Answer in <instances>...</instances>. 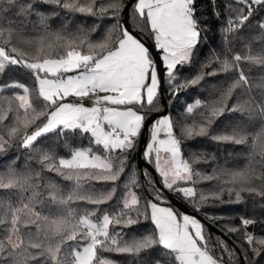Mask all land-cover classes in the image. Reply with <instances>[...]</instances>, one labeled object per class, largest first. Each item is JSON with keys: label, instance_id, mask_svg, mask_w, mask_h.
<instances>
[{"label": "snow or ice", "instance_id": "snow-or-ice-1", "mask_svg": "<svg viewBox=\"0 0 264 264\" xmlns=\"http://www.w3.org/2000/svg\"><path fill=\"white\" fill-rule=\"evenodd\" d=\"M62 9L86 13L101 18L111 10L115 23L100 37L89 39L97 27L65 34L48 31L49 17L36 11L34 0H0V75L7 76L13 66L28 70L35 77L39 97L45 102L35 106L30 99V89L24 83L3 82V89H21L11 96L0 97V152L18 146L35 153L33 157L41 171L47 169L74 180L76 187L64 198L55 184H44L49 189L51 203L61 205L82 201L95 206L81 212L68 210L56 215H44L38 206L44 203L40 171L28 167L17 170L13 161L0 173V190L5 197L0 199V264H116L102 254L118 253L138 256L141 252L161 246L172 257L164 264H223L207 249L203 225L189 215L174 212L172 207H161L158 202L165 191L174 192L186 199L197 197L194 187L181 186L179 182H194V173L189 160L183 158V137L206 135L213 119L225 110L237 114L229 134L214 136L218 141H231L247 148V163L242 169H219L218 173L202 177L205 180H221V184L209 193H199V205L209 199L221 200L225 194L241 200L242 193L264 197V75L253 83V77L240 67L242 60L258 66L264 72V43L257 53L249 46V54L215 55L201 68L203 70L183 83L176 82L178 66L190 63L198 47L202 32L207 28L203 14L197 11V0H106L97 5V0H43ZM134 3L132 18L139 21L142 36L129 27L125 11ZM224 5L228 13L226 26L222 29L224 51L231 52L232 39L252 19L264 17V0H235ZM121 14L124 19H121ZM36 15L44 35L36 40V55L18 47L22 32L32 25L29 17ZM217 18L220 11L213 12ZM255 30L260 36L254 39L264 42V19H257ZM149 42L151 47H149ZM32 45V41H27ZM153 49L162 53V60L153 56ZM53 53L55 55H53ZM161 63L169 78L171 93L195 86L205 75L218 71L232 72L233 80L221 91L219 99L203 103L199 99L188 104L185 121L200 109V121L180 123L165 115L155 120L151 129V142L144 155L155 163V172L160 179L148 182L155 184V195L141 208L137 194L125 185L121 198L122 208L109 213L101 210L117 195V184L125 171L126 154L136 147L137 138L145 125L147 113L156 108L160 100ZM219 64V69L214 68ZM74 73L72 75H66ZM239 89L235 101L228 100ZM90 104L91 106H86ZM138 106V107H137ZM11 114V116H10ZM179 126L181 136L174 134ZM56 133L65 138L81 133L91 138L90 143L102 147L108 155L93 152L91 146L71 149L68 158L55 155V146L50 149L36 147L39 138ZM163 134V138H161ZM113 153L120 155L113 156ZM259 157V159H258ZM58 159V162H57ZM199 159V157H196ZM147 176L148 174L145 173ZM227 177V179H224ZM110 184L107 190H97L88 185L82 189V180ZM132 185L135 177L130 178ZM150 209V213L149 210ZM99 213V214H98ZM150 219L154 225L151 234L125 238L116 226L130 227L139 223V218ZM245 227L254 223L243 219ZM110 225L112 229L110 231ZM238 231V229H229ZM248 248L239 255L245 264H259L264 259V237L244 233ZM227 250V249H225ZM250 253V255H249ZM232 259V256L229 257ZM143 264H161L156 253H149Z\"/></svg>", "mask_w": 264, "mask_h": 264}, {"label": "trees", "instance_id": "trees-1", "mask_svg": "<svg viewBox=\"0 0 264 264\" xmlns=\"http://www.w3.org/2000/svg\"><path fill=\"white\" fill-rule=\"evenodd\" d=\"M100 2H106V0H97V5ZM126 2L127 0H123L124 4ZM228 2H230V0H197V11L203 14V18L207 21V28L202 32L200 43L194 50L190 63L178 66L175 71L177 83H183L185 80L194 77L202 70L205 73L211 71L209 68L202 69L201 66L212 59L215 55H220L221 57L227 55L229 59L235 54H240L243 57L249 54V46L253 53L260 51L262 43L264 42L254 39L255 37L260 36V32L255 30V25L257 24V19H264V17H259L257 15V17L251 21L253 27L250 28L246 23L245 26L236 33V38L232 39L230 45L231 52L225 53L222 29L226 26L229 18L228 13L224 10V5ZM231 2H233L234 7L238 6L235 3V0H231ZM34 3L37 5V12H41L49 17L48 31L50 32L62 31L67 34L76 32L78 29L88 30L96 26L97 30L91 32L89 37V39L96 41L100 39L101 35L115 23V20L110 18L112 15L111 10H109L107 16L101 18L100 16L62 9L53 4L44 3L43 0H34ZM133 8L134 3L128 10V27L133 32L142 36L143 34L138 27L139 21L132 18ZM215 11H220L221 15L219 18L213 15V12ZM121 19H124L123 14H121ZM29 20L32 21V24L36 27L33 28L32 25H29V28L22 32L21 38L17 41V45L23 50L29 52L32 56H35L37 48L35 42L40 36L44 35V30L42 29V26L39 25L38 16L32 15L29 17ZM27 41H32V45H29ZM53 55L55 54L53 53ZM213 67L219 69L220 65L214 64ZM240 67L243 68L248 75L254 78L253 83L256 82L259 76L264 75V72H261L258 66H252L248 61L242 60L240 62ZM165 75L166 74L164 73L162 94L167 107L166 114L174 121L180 123H192L193 121L199 122L200 117L198 112L204 111V109L202 107L200 109H194L193 115L185 121L186 106L188 104H195V101L198 99L203 103H211V101L219 99L221 91L227 88L233 80L232 72L218 71L215 75H205L204 79L201 80L199 84L180 89L178 90V95H173L171 93L169 80L165 81ZM4 81H7L9 84L16 81L24 83L30 89V99L33 100L35 106H43L45 103L43 99L39 97L35 77L30 75L28 70L19 66H13L7 76L0 75L1 89L3 88ZM17 92L21 93L22 90L14 88L3 89L0 90V97L11 96ZM238 92L239 89L233 93L232 98L227 102L228 105H231L235 101ZM157 107H159L160 110L163 109L161 100H158L156 108ZM155 109L149 111L148 106H146L142 111L146 112L148 116L149 114L156 113L157 110ZM236 119V113L225 110L223 114L213 119L211 126L208 128V134L193 135L192 137L182 138L181 150L183 158L189 160L194 173H199L200 175H194V182L179 183L181 186L191 185L194 187L198 193L197 197L186 199L182 194L178 195L166 190L170 196L164 194L163 200L154 201L158 202V204L172 207L175 212H181L177 204L186 207L190 212L200 215L205 222L219 230L221 235L212 233L206 224L202 222L205 236L204 243L206 244L208 251L215 257L222 258L223 262L226 264H245L239 255L233 253V250L242 253L243 249L248 248V245L243 238L244 233L248 232L256 237H264V197L245 192L241 194V200L236 201L234 195L229 197L225 194L221 200L209 199L203 205L198 204L199 193L203 192L207 194L221 184V180H205L202 177L218 173L221 168L230 170L242 169L247 163L246 156L248 150L246 146L237 145L231 141H218L213 139L214 136L229 134L231 132V126L236 122ZM150 124L151 122L148 124L145 134ZM174 134L178 137L181 136L179 126L174 129ZM66 139L67 145H65V138L58 137L56 133H49L44 137L39 138L35 146L44 149H50L52 146H55V155L57 158L70 156L71 149L86 148L89 146L92 147L93 152L95 153L102 155H105L106 153L102 147L90 143L91 138L88 135L81 133L75 135L70 134ZM137 147L138 145L135 149L126 154L127 159L125 161V171L121 175L120 180L116 182L117 195L113 200L99 206L102 211L107 210L109 213H112L122 208L121 198L126 191V184H128L129 189L135 192L140 198L142 209L146 207L147 201L152 199L155 195L153 188L156 187V185H150L148 182L149 176L153 179L150 169L146 165H142L141 167L137 166ZM112 155L116 156L120 154L113 153ZM34 156L35 153L31 150H25L18 146L9 147L6 151L0 152V173L5 172L14 160L17 161V170H24L27 164L28 167L34 168L35 171H40L43 180L38 182L42 185L44 203L38 206V210L42 211V214L56 215L68 210L81 212L84 209L91 210L95 207L82 201H73L64 205L51 203L48 195L50 190L44 188V184H55L59 189V195L67 198L76 187L75 181L66 180L62 175L56 172H50L47 169L41 171L40 166L36 164L35 159L33 158ZM196 157H199V159H196ZM145 173L148 175L146 176ZM132 177H135V185L130 183V178ZM224 179H227V177ZM157 180H159L158 177ZM81 184L82 189H87L89 184L97 190H107L111 187L110 184L97 183L96 181L89 179L82 180ZM4 197L5 190H0V199ZM243 219H251L254 223L245 227L242 223ZM153 229L154 225L151 220H146L143 216L139 218V223L136 225L130 227H115V231L124 234L126 239L132 237L138 238L146 234H151ZM229 229H238V231H230ZM111 230L113 229L110 225V231ZM166 251L167 250H163L161 246H154L152 249L141 252L138 256L107 252L102 255L115 261L116 264H143V262L149 258V253H156L161 264H164V261L167 260L170 262L172 259V257L166 255ZM230 256H232L231 260L229 259ZM255 259L259 258H253V264H255ZM259 264H264V259H260Z\"/></svg>", "mask_w": 264, "mask_h": 264}, {"label": "water", "instance_id": "water-1", "mask_svg": "<svg viewBox=\"0 0 264 264\" xmlns=\"http://www.w3.org/2000/svg\"><path fill=\"white\" fill-rule=\"evenodd\" d=\"M129 3H130V0H127V2L125 3V5H128ZM128 10H129V7H127V8L125 9L127 15H128ZM124 18H125V17H124ZM151 46H152V45L149 43V47H151ZM153 56H154L155 58L159 59V58H158V54H157V52H156L155 49H153ZM160 71L163 72V69H162V66H161V65H160ZM163 82H164V80H163V77H162V79H161L160 100H161V102H162L163 109H162L161 112L151 114V116H150L149 118L146 119V121H145V125L142 126V131H141V135L139 136V139H138V147H137V150H136V161H137V166H138V167H141L142 165H146V166L150 169V171H151V173H152V177H153L154 180H157V176H156V174H155L153 168L151 167V165L141 157V152H142V150H143V145H144V142H145V131H146L147 127H148V124H149L150 122H152V121H153L158 115H160V114H166V112H167V107H166V104H165V102H164V97H163V94H162ZM165 195L170 196L169 193H168L167 191H165ZM172 201H173V200H172ZM173 202H174L175 204H177L175 201H173ZM177 205H178V207L180 208L181 212H186V213H191V214H193L194 216H196L197 218H199V219L201 220V222H203L204 224H206V226L208 227V229H209L212 233H216V234H220V235H221V232H220L219 230H217L216 228L212 227L210 224H208L207 222H205V221L203 220V218H202L200 215H198V214H196V213H192V212H190L186 207L180 206L179 204H177ZM224 238H225V237H224Z\"/></svg>", "mask_w": 264, "mask_h": 264}, {"label": "rangeland", "instance_id": "rangeland-1", "mask_svg": "<svg viewBox=\"0 0 264 264\" xmlns=\"http://www.w3.org/2000/svg\"><path fill=\"white\" fill-rule=\"evenodd\" d=\"M156 50V52H157V54H158V58L160 59V60H162V53H160L159 52V50L158 49H155ZM161 66H162V69L164 70V65L161 63ZM164 73L166 74L165 75V81H168L169 80V78H168V75H167V73L164 71ZM72 74H74V73H68V74H66V75H72ZM37 87H38V85H37ZM0 89H1V87H0ZM22 93V92H21ZM86 106H91L90 104H86ZM155 110H157L156 111V113H158V112H161L162 110H160V108L159 107H157ZM159 110V111H158ZM165 115H167V114H160V115H158L152 122H151V124L149 125V128H148V130H147V132H146V134H145V142H144V145H143V152H142V157H143V159L145 160V161H147L148 163H150L149 162V158L148 157H146L145 155H144V152L147 150V144L148 143H150L151 142V129H152V126H153V124H154V122H155V120H157V119H162ZM151 116V114H149L147 117L149 118ZM161 138H163V134H162V136H161ZM137 141H138V138H137ZM138 145V142L136 143V146ZM136 148V147H135ZM98 154V153H97ZM100 155H102V154H100ZM105 155H108V153H105ZM103 156V155H102ZM69 157V156H68ZM68 157H64V158H68ZM153 162H151L150 164H151V167L153 168V170H154V172H155V163H154V156H153ZM155 174H156V176L160 179V177H159V175H158V173H156L155 172ZM184 187H192L191 185H185ZM131 190V189H130ZM132 191V190H131ZM159 206H161V207H170V206H168V205H164V204H159ZM175 212V211H174ZM149 213H150V209H149ZM176 213H179L180 214V218L182 219V216L183 215H189V216H192V217H194V218H196V219H198L200 222H201V220L199 219V218H197L196 216H194L193 214H191V213H186V212H176ZM201 224H202V222H201ZM203 225V224H202ZM203 232H204V227H203ZM223 264H226L225 262H223Z\"/></svg>", "mask_w": 264, "mask_h": 264}]
</instances>
